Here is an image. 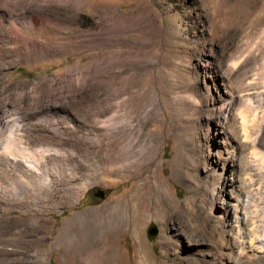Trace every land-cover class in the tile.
<instances>
[{
	"label": "rangeland",
	"instance_id": "rangeland-1",
	"mask_svg": "<svg viewBox=\"0 0 264 264\" xmlns=\"http://www.w3.org/2000/svg\"><path fill=\"white\" fill-rule=\"evenodd\" d=\"M13 115L38 157L28 159L34 168L23 166L22 195L60 199L36 212L31 197L17 202L16 190L2 215L18 221L12 236L24 215L37 222L44 264H65L53 241L70 219L76 230L107 226L106 207L131 196L150 264H222V230L238 194L262 232L264 0H0V119ZM16 157L0 152L7 182L19 174ZM142 163L147 170L133 178ZM97 188L103 197L93 195ZM131 215L115 226L108 264H138ZM248 218L244 240L259 249ZM250 264H264V254Z\"/></svg>",
	"mask_w": 264,
	"mask_h": 264
},
{
	"label": "bare ground",
	"instance_id": "bare-ground-1",
	"mask_svg": "<svg viewBox=\"0 0 264 264\" xmlns=\"http://www.w3.org/2000/svg\"><path fill=\"white\" fill-rule=\"evenodd\" d=\"M108 10H105V12H107ZM37 14L38 13H36L35 15ZM37 19L38 18L31 16L29 19V24L35 26ZM8 27L11 33H13L17 37L22 38L23 33L21 34L22 32L20 31L21 28H18L13 22H10ZM238 59L239 57L233 58L231 64L235 66ZM239 113L241 116V124L243 130L242 132L244 134V138L248 139L250 138V131H248L249 128L247 124L248 119L246 118L245 114L242 111H240ZM21 123L22 122L20 117L14 115L10 116L9 118L0 119V152L4 153L5 155H8L12 159L17 158L16 156L20 158L18 161L19 163L16 164L17 168L19 169V174L17 175L16 179H14L13 181L10 180L11 182L6 181L7 178L5 177L7 176L8 172L4 171L5 167L3 169L2 163H0V229L6 230L5 235H0V264L2 262H8L10 264H44V258H45L44 255L46 253L42 248L41 249L38 248L37 242L39 241V237L36 236V232L40 228L39 225L36 224L37 222L27 223V216L24 215L25 217L22 218L23 220L22 223L20 224V226L22 227L19 228L20 230L19 234L17 236H12V227L14 226L16 227V225H18V221L12 220L11 218L8 219L7 217H3L2 215L6 211H10V209L8 208L10 204L16 203V201H14V196L15 197L17 196V193L15 192L16 190L21 191L20 199L17 201L18 203H23V204L30 203L28 202L29 201L28 198L31 196L22 195L23 194L22 189H24L23 186L25 185L24 183L25 182L27 183L28 180H26L25 182L21 181L22 178L21 176L26 171L23 169V166L26 163L27 166L34 168L32 165L28 163V159L29 160L35 159L34 155L36 152H34L33 154V151L30 152L29 149H27V147L25 146L23 138L20 136ZM255 140L256 137L253 138V141ZM115 143H116V139L112 140V142L109 143L110 148L108 150L112 151L113 148L115 147L114 146ZM42 153L43 151L38 155ZM253 154L257 156L259 152L254 151ZM110 156L111 155L109 154L107 157ZM119 156L122 157V155ZM35 157H37V153ZM256 158H258V156ZM260 159L264 171V156L261 155ZM148 165L149 164H143V163L133 165V171H132L133 173L131 174L132 177L136 179L141 177L147 170ZM127 169L128 166H126L124 172L128 171ZM147 177H149V175H146L144 177V181L143 183L141 182L142 184L140 185V189L141 188L145 189L148 186L149 181L146 180ZM248 178L252 182L253 178L251 175H249V173H248ZM40 180L42 181V179ZM258 186L259 185H257V187ZM9 197H12V200L9 199ZM59 199L60 198L58 196H54V198L52 199V197L49 198L45 195L36 194L34 195V198H32V200H34L32 204L36 205L34 210L36 212H39L44 208L46 203L52 202L53 200L59 201ZM122 202L114 204L112 207H108V208L106 207V214H107L106 222H108L107 226L90 227L88 225V227H82V228L80 227L79 230L78 229L76 230V226H75L76 222L74 219H70L69 222L65 223L62 226L60 232L55 236L53 245H54V249L56 251L61 252V254L63 255L65 264H74L75 259L73 255H75L77 264H108L110 253L111 250L113 249L112 241L114 240L113 231L116 228L115 226H118L119 224L122 223L123 216L127 217L130 214L132 215L130 216L128 227L132 231L131 233L133 238L136 240V242L135 241L134 242L136 243L138 264H150L152 262L150 258V254L143 240L141 239L140 234L136 231L137 227L139 229L142 228V220H141L142 218L140 217L142 213L138 209L137 206L138 204L135 203V197L131 196L127 200L123 199ZM247 203H249V199L247 197L242 198V195L240 194L236 196L235 205L232 211L233 221L231 224L227 225L228 226L227 229L224 228L222 230L223 232L222 234H224L227 237V241H228L226 242V254L223 257L224 260L222 259L223 262L222 264H250L252 261H254V259L257 258L258 254L259 256L264 254V249L262 250L260 248V247H264V219H263V223H259L262 224L261 225L262 232L260 233V231L258 230V224L257 223L255 224L257 219H255L253 217V214L249 213V211H247L246 209ZM249 216L250 218H248ZM246 218H248L249 220L251 219L253 226V229H251V231L252 234L254 233L255 238H257V240H259L260 242L259 249L254 248L252 245L250 247V245L246 244V241L244 240V231L242 229L241 224L243 221L246 222L245 220ZM259 222H261V220ZM25 233L32 236V238L26 239L24 241L25 244L32 243L33 246L30 245L32 247L29 249L25 246V244H20L22 240H24L23 238H25ZM210 240L214 244L216 243V241L212 239ZM204 244H206V239H201L198 249H205L203 246ZM211 244L210 243L207 244L208 249H210V246H212ZM51 251L52 249L50 250V252ZM16 255H22V256L26 255L28 257V260L22 262L18 260H14Z\"/></svg>",
	"mask_w": 264,
	"mask_h": 264
},
{
	"label": "water",
	"instance_id": "water-1",
	"mask_svg": "<svg viewBox=\"0 0 264 264\" xmlns=\"http://www.w3.org/2000/svg\"><path fill=\"white\" fill-rule=\"evenodd\" d=\"M93 195L94 196H98V197H103V190L101 189H96L94 192H93ZM156 233V229H155V226L153 225V223H150L147 228H146V234L147 235H154Z\"/></svg>",
	"mask_w": 264,
	"mask_h": 264
}]
</instances>
